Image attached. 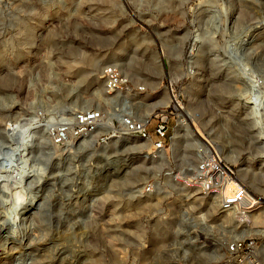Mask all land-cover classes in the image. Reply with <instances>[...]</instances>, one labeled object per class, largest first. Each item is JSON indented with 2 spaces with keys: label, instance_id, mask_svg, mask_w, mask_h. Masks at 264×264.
I'll return each mask as SVG.
<instances>
[{
  "label": "rangeland",
  "instance_id": "1",
  "mask_svg": "<svg viewBox=\"0 0 264 264\" xmlns=\"http://www.w3.org/2000/svg\"><path fill=\"white\" fill-rule=\"evenodd\" d=\"M107 65L129 80L119 99L104 92ZM0 78L9 82L0 84V130L40 102L65 104L66 118L70 108L101 107L114 119L123 99L137 117L165 109L175 116L172 90L194 128L264 196V0H4ZM106 132L60 149L38 151L32 142L37 172L20 195L37 197L31 213L42 224L34 219L30 231L29 219L16 217L17 201L0 190V223L17 238H0L1 263L53 264L20 249L28 234L38 249L60 234L81 256L58 264H216L225 241L219 229L229 220L210 198L167 175L186 176L195 164L183 141L168 144L155 164L145 160L149 147L101 141ZM149 181L158 192L140 195ZM260 213L258 224L264 207Z\"/></svg>",
  "mask_w": 264,
  "mask_h": 264
},
{
  "label": "built area",
  "instance_id": "2",
  "mask_svg": "<svg viewBox=\"0 0 264 264\" xmlns=\"http://www.w3.org/2000/svg\"><path fill=\"white\" fill-rule=\"evenodd\" d=\"M189 73L192 77L195 75L192 70ZM101 78L104 92L109 96L119 99L121 94L129 91V80L117 66L103 67ZM137 89L146 91L143 86ZM170 92L175 101L172 90ZM116 102L114 119L101 107L88 111L74 110L71 117L66 118L58 104L54 107L40 102L31 105L30 117L21 122H5L1 128L0 176H7L12 181V185L6 187L8 195L18 189L24 192L26 178L36 175L37 170L33 164L30 165L28 156L32 142H35L38 151L43 148L60 149L72 140L84 141L103 125L110 124L112 134L107 131L100 138L101 141L120 135L138 141L141 146L149 147L145 160L156 164L163 159L169 145L175 139H180L193 153L195 164L186 176L167 175L173 182L196 191L201 197L210 198L219 213L229 220V225L222 224L219 229L225 241L216 264H264V222L252 224L253 217L263 208L264 196L252 193L222 153L204 138L201 140L195 136L192 127L183 120L172 101L177 115L165 109L141 117L124 107V99ZM156 192V183L149 181L142 187L140 195Z\"/></svg>",
  "mask_w": 264,
  "mask_h": 264
},
{
  "label": "bare ground",
  "instance_id": "3",
  "mask_svg": "<svg viewBox=\"0 0 264 264\" xmlns=\"http://www.w3.org/2000/svg\"><path fill=\"white\" fill-rule=\"evenodd\" d=\"M192 55V54H191ZM115 66V65H114ZM196 76V75H195ZM0 79H3V78H0ZM9 81H10V78H9ZM9 83L8 80H0V84H7ZM2 86V85H1ZM5 86V85H4ZM8 86V85H7ZM6 87V86H5ZM103 89H104V84H103ZM107 94V92H105ZM108 97L107 98H103L102 100H100L99 102H103V101H107ZM170 99L171 101L174 103L175 105V108L177 109V111L180 113V116L183 118V120H186L190 126L192 127V130L195 134L196 137H198L199 139L202 140V138H204L202 136V134H200L195 128H194V125L192 123V119L190 118L189 114L187 113L186 111V108L182 106L181 103H179L178 101H174V98L172 95H170ZM6 104V102L4 101L3 98L0 97V108L1 109H4V105ZM57 104L59 105V107L62 108L63 112H64V115L66 116V108H65V104H62L59 102H57ZM56 104V105H57ZM56 105H54V107H56ZM73 110L72 108L69 109V111H67L68 113V116L72 115L73 114ZM106 130V131H109L111 134H112V128H111V125L110 124H107V125H103V127L100 128V130ZM2 130V129H1ZM1 130H0V133H1ZM112 137V136H111ZM116 136H113L112 138H115ZM119 139H123V137L120 135L118 137ZM124 139H127L126 137H124ZM205 139V138H204ZM206 140V139H205ZM208 141V140H207ZM77 141L75 140H72L69 144L65 145V146H68V145H72L74 143H76ZM209 142V141H208ZM175 149V148H174ZM29 178V176H28ZM26 178V179H28ZM12 185V181L10 180L9 177H3V176H0V190L1 192H6V187L7 186H11ZM18 188V187H16ZM142 188H140L139 190H137V192L140 193V190ZM22 190L21 189H18L17 191H13V192H10V195H8V193L6 192V196L5 197H9L11 199H13L12 201H17L16 202V205L17 207H15L14 209V212L16 213V217L20 220H24V219H29L28 221L31 223V225L29 226V230L32 231L33 229V225H34V219H38L35 217V215H32L31 213V210L33 208H36L37 206V200L35 198L37 197H33V194H32V197H29V193L26 192V194L23 196L20 195V192ZM4 192V193H5ZM31 196V195H30ZM137 197V195H136ZM60 198V197H59ZM9 201V200H8ZM14 201V202H15ZM3 202H6L5 200ZM40 202V201H39ZM152 204H150L151 206ZM155 204L152 205V207H154ZM215 205V204H214ZM4 207L6 205H3ZM12 206V205H11ZM15 206V205H14ZM13 206V207H14ZM263 207H264V204H263ZM140 208V207H139ZM44 214V213H43ZM261 213H257L254 217H253V220H252V224H258L260 223L261 221ZM30 218H31V221H30ZM43 217H41V220H42ZM264 218V217H263ZM230 219V218H229ZM39 220V219H38ZM41 220L38 221V224L41 223ZM36 221V220H35ZM37 222V221H36ZM264 222V221H263ZM5 223V222H4ZM9 226V225H8ZM5 229H6V226H4L2 223H0V238H2L3 240H5V242H10L11 244L14 243V241L17 239L16 236H12L10 235L9 233H6L5 232ZM8 230V229H7ZM29 231V232H30ZM5 233V236L3 235ZM32 233V232H31ZM60 235V234H59ZM56 234V236H51V238H49V243L48 244H45V245H50L47 249H38L37 246L38 244H35L34 241V237L31 235V234H28L27 237V240L28 242L25 244V249H20V250H23L24 253L23 254H26L27 256H30V257H43V259H48L50 258L52 261L51 263L55 264V263H60L62 260H64L65 258L67 257H70L72 260L74 259H78L81 255H77V254H74V250H70L68 248H66L64 246V242L65 240L63 239L62 236H59ZM189 239V238H188ZM185 240V239H184ZM187 242V240H185ZM184 241V242H185ZM185 242V243H186ZM174 243L171 244V246H173ZM45 245L43 247H45ZM178 246V245H177ZM204 246V245H203ZM187 247V246H186ZM191 247V246H190ZM59 248V249H58ZM189 248V247H188ZM202 248V247H201ZM12 249H15V248H12ZM178 249H179V246H178ZM188 250V249H187ZM192 251V250H191ZM26 252V253H25ZM185 252V251H184ZM186 253V252H185ZM172 255V254H170ZM186 256V255H185ZM39 259V258H38ZM184 260V258H182ZM12 259L8 260L7 263H9ZM71 260V261H72ZM45 261V260H44ZM49 261V260H48ZM215 261V260H214ZM31 262V261H30ZM37 262V261H36ZM31 263V264H40V263ZM41 262V261H40ZM0 264L1 261H0ZM68 264V263H67ZM70 264V263H69ZM71 264H75L74 261L71 263Z\"/></svg>",
  "mask_w": 264,
  "mask_h": 264
}]
</instances>
